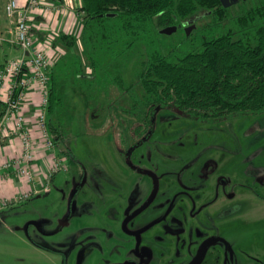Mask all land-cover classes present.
Wrapping results in <instances>:
<instances>
[{
  "label": "rangeland",
  "instance_id": "1",
  "mask_svg": "<svg viewBox=\"0 0 264 264\" xmlns=\"http://www.w3.org/2000/svg\"><path fill=\"white\" fill-rule=\"evenodd\" d=\"M262 1L241 0L229 7V19L222 29ZM216 20L215 11L202 14L177 25L172 35H159L158 44L172 53L197 49ZM191 25L195 28L188 35L186 27ZM1 49L0 63L5 60ZM80 55L76 54L83 62L80 77L76 67L67 75L65 61L71 55L55 64L60 100L54 112L47 113L48 127L58 124L67 138L62 146L74 151L77 163L65 164L42 195L15 200L0 211V264H129L130 247L122 242L133 219L125 220L129 210L124 206L130 201L124 193L131 182L134 189L149 193L154 180L156 185L165 182L160 180L163 171L179 186L191 189L186 191L187 198L199 202L197 216L191 221L189 215L186 220L197 222L205 236L223 235L231 242L230 247L221 242L208 247L203 264H234L242 253L246 260L249 254L264 258V114L208 124L158 109L154 132L139 138L145 140L144 145L133 152L131 164L125 165L122 151L129 145H122L120 133L134 135V128L147 117L141 82L147 49L138 45L123 54L102 53L95 70L87 54ZM50 139L49 149L44 141L36 149L35 160L40 152L52 154L49 169L42 175L44 183L65 161L61 147ZM212 160L217 166L205 175ZM34 169L37 174L35 165ZM238 190L244 196L231 200ZM202 194L204 199L224 196L225 200L215 212L201 211ZM63 221L69 225H62Z\"/></svg>",
  "mask_w": 264,
  "mask_h": 264
},
{
  "label": "trees",
  "instance_id": "2",
  "mask_svg": "<svg viewBox=\"0 0 264 264\" xmlns=\"http://www.w3.org/2000/svg\"><path fill=\"white\" fill-rule=\"evenodd\" d=\"M81 10L85 12L81 41L93 70L102 53L123 54L138 45L147 49L141 73L147 117L163 109L217 124L264 114V0L223 29L230 9L221 0H83ZM214 11L218 20L197 49L172 53L158 44L160 29ZM69 41L75 42L71 37ZM71 56L65 61L67 75L76 67L80 77L83 62ZM53 70L50 113L60 100V79ZM49 131L57 146L67 140L58 124Z\"/></svg>",
  "mask_w": 264,
  "mask_h": 264
},
{
  "label": "flooded vegetation",
  "instance_id": "3",
  "mask_svg": "<svg viewBox=\"0 0 264 264\" xmlns=\"http://www.w3.org/2000/svg\"><path fill=\"white\" fill-rule=\"evenodd\" d=\"M156 115L157 111L153 116L141 120V122H139L134 128V135L120 133L122 145L125 146L126 143L129 145L127 149L122 151V156L125 157V165L131 164L130 158L133 152H136L142 145H144L145 140L139 138L145 133L154 132L155 129L153 126L155 121L153 119ZM50 136L52 137L51 133ZM62 143L58 145L61 147L60 152L62 153V150L68 152L64 154L62 153L65 160L63 161L64 166L55 171L54 174L50 175L51 178L49 180V185L55 178V175L65 168V164L72 165L77 163L74 151L71 148L65 149V147L62 146ZM131 147H133V149H131ZM213 166H217V163L213 160L209 161L203 173L207 175ZM123 170L126 171L125 168ZM161 179L165 182L156 185L154 180L153 187L149 193H144V190L141 188L134 189L132 187V182L127 188V192L124 193L125 197L130 201V203L126 201L128 206H124L125 208L127 207L125 209L126 212L129 210L128 218L125 220H128L129 217H132L133 219V222H131L132 229L126 234V241L122 242L124 245L130 247L129 264H148L149 261L155 262V260H157L159 264H162L167 260L169 261L168 264H193L195 260H197L195 264H203L205 251L208 247L219 242L225 244L227 247L231 246V242L225 236H205L204 229H202L197 222H191L199 213L196 211L197 203L199 202H196L190 197L187 198L186 191L191 190L190 188L187 189L185 186L181 187L179 184H176L174 181L175 178L168 172L166 173L163 171L161 173L160 180ZM125 185L127 187L128 183L126 182ZM44 190L26 197L24 200L30 199L35 195L40 196L44 193ZM46 190H50V187ZM137 190L138 194L135 196ZM77 191L73 193L72 198L78 195L80 188ZM231 195V200L237 198L240 199L244 196L243 192H239V190ZM139 196H141L140 199ZM199 200L201 203V211L205 209L207 212L209 210L215 212V210L223 204L225 198L224 196H218L214 198L206 197V199H204V194H202ZM137 201H143V203L137 209L132 210L131 207L133 208V204H137ZM147 206L148 208H145ZM189 215L193 216L191 217V221L186 220V218H189ZM168 224H170V228H166ZM62 225H69V221H63ZM113 237L115 238L114 234ZM38 246L47 250L61 252V250L52 249L47 246ZM201 250L202 254L198 257ZM244 255L246 254H240L237 258V262L234 264H264L263 257L259 259L256 258V256L249 254L250 260L249 258L246 260Z\"/></svg>",
  "mask_w": 264,
  "mask_h": 264
},
{
  "label": "built area",
  "instance_id": "4",
  "mask_svg": "<svg viewBox=\"0 0 264 264\" xmlns=\"http://www.w3.org/2000/svg\"><path fill=\"white\" fill-rule=\"evenodd\" d=\"M51 10L50 6L43 7L41 0H28L24 5L18 0H11L6 5L7 14L10 17H18L12 43L22 51V55L8 60L0 67V185L13 176L33 182L36 176L34 161L39 142L44 141L48 149L49 145L51 146L47 113L51 73L55 62L43 45L35 40L32 32L33 13ZM32 102L36 104L34 122L27 115ZM6 144L9 147L19 146L20 152L2 159ZM61 164L59 169L64 166ZM43 186L34 193L48 189V177ZM31 194L26 192L14 198H0V211L13 201L18 202Z\"/></svg>",
  "mask_w": 264,
  "mask_h": 264
},
{
  "label": "crops",
  "instance_id": "5",
  "mask_svg": "<svg viewBox=\"0 0 264 264\" xmlns=\"http://www.w3.org/2000/svg\"><path fill=\"white\" fill-rule=\"evenodd\" d=\"M11 0H0V47L1 56L5 62L0 63V67L8 60L19 57L22 51L12 43L15 37V28L18 17H10L6 12V5ZM28 0H18L21 5H24ZM43 7L50 6L51 12L35 11L33 13L32 32L35 40L41 43L47 53L52 57L55 64L61 61L63 57L69 55H80L84 53L83 44L81 41V33L85 22V12L81 10L83 0H41ZM68 38H62V36ZM74 38V44H70L69 38ZM78 51V53H76ZM81 56V55H80ZM55 68V65H54ZM37 99V98H36ZM35 99L37 104L38 99ZM36 104L31 103L27 115L34 122ZM35 126V124H33ZM4 156L8 158L11 154L17 155V146L9 147L8 144L4 147ZM52 154L38 153L37 159L34 161L37 167V174L33 182H28L24 179L14 177L10 180H5L0 185V198H11L17 194L36 190L37 185H42L43 173H47L49 169V159ZM47 167V168H46ZM39 169V170H38ZM42 172V173H41Z\"/></svg>",
  "mask_w": 264,
  "mask_h": 264
},
{
  "label": "water",
  "instance_id": "6",
  "mask_svg": "<svg viewBox=\"0 0 264 264\" xmlns=\"http://www.w3.org/2000/svg\"><path fill=\"white\" fill-rule=\"evenodd\" d=\"M239 1H241V0H221V3L225 8H229L232 5L237 4ZM178 28H179V26H177V25L168 26V27L161 29L160 33L166 34V35H172L173 33L178 31ZM194 28H195V25H191L189 27H186L187 34L190 35ZM202 250H203V248H202ZM202 250L200 251L198 257L201 256ZM196 261L197 260H195V262ZM195 262L193 264H195Z\"/></svg>",
  "mask_w": 264,
  "mask_h": 264
}]
</instances>
